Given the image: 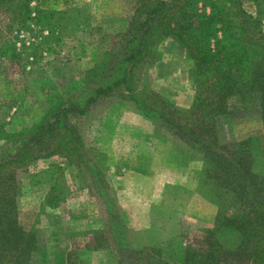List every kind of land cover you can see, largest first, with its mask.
Returning <instances> with one entry per match:
<instances>
[{"label":"rangeland","instance_id":"374dc122","mask_svg":"<svg viewBox=\"0 0 264 264\" xmlns=\"http://www.w3.org/2000/svg\"><path fill=\"white\" fill-rule=\"evenodd\" d=\"M156 1L27 0L24 25L0 8V155L16 154L40 122L49 118L55 125L31 158L13 167L17 186L9 192L19 223L37 232L45 264H115L109 250L90 248L98 241L137 247L179 233L189 238L213 224L217 206L203 182L211 162L161 117L169 116L170 104L189 107L194 94L192 62L170 36L153 31L157 56L137 67L132 79L140 104L152 111L145 113L120 84L84 112H69L66 127L48 116L57 103L84 105L112 74L132 22ZM242 4L256 12L252 1ZM260 17L264 31V13ZM101 60L98 76L87 77ZM216 127L215 149L247 138L264 148L254 106L217 118ZM52 185L61 197L53 204L45 200ZM152 219L161 224L145 229ZM7 258L0 264H11Z\"/></svg>","mask_w":264,"mask_h":264},{"label":"trees","instance_id":"16d2710c","mask_svg":"<svg viewBox=\"0 0 264 264\" xmlns=\"http://www.w3.org/2000/svg\"><path fill=\"white\" fill-rule=\"evenodd\" d=\"M250 1L256 8L254 14L243 7L242 0L146 3L144 17L132 22L123 45L125 51L118 56L116 67L111 68L112 74L94 86L84 105L72 103L65 107L57 103L49 110L48 116L66 127L69 112H84L92 101L123 84L131 100L145 113L152 111L140 104L132 79L137 67L157 56L154 30L173 38L192 62L188 70L194 88L191 104L183 109L170 104L169 116L161 117L181 133L186 144L198 145L211 162L209 179L203 182L217 206L213 224L192 230L189 238L179 233L153 245L133 247L119 240V264H264V148L252 145L249 138L213 147L217 142V118L234 110L254 106L264 125V31L260 17L264 0ZM0 8L5 16L11 14L15 21L20 18L22 25L29 16L27 0H0ZM103 60L88 69L87 77L98 76ZM54 130V121L48 118L34 127L16 154L0 155V262L8 256L11 264H34L32 257L37 252L39 264L46 262L37 232L19 223L15 200L9 192L17 186L13 167L25 164L34 145L43 144ZM54 189L45 198L51 204L61 199L52 193ZM99 245L98 241L93 246Z\"/></svg>","mask_w":264,"mask_h":264},{"label":"crops","instance_id":"0c3cea01","mask_svg":"<svg viewBox=\"0 0 264 264\" xmlns=\"http://www.w3.org/2000/svg\"><path fill=\"white\" fill-rule=\"evenodd\" d=\"M148 223V221H147ZM161 223L159 222V220H155V219H152L150 221V223L146 224V225H143V227H145V229H149L151 227H154V226H158L160 225ZM91 249V252H94V251H98V250H103V249H107L109 250L113 256L115 257V264H119V260L121 259V256L119 255L118 251H117V247H116V244H114V246H111V245H105V244H101L99 246H93Z\"/></svg>","mask_w":264,"mask_h":264}]
</instances>
